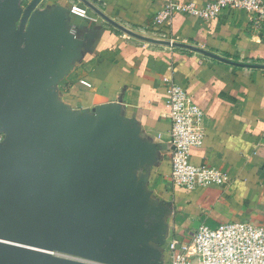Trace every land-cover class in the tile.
<instances>
[{
	"label": "water",
	"instance_id": "1",
	"mask_svg": "<svg viewBox=\"0 0 264 264\" xmlns=\"http://www.w3.org/2000/svg\"><path fill=\"white\" fill-rule=\"evenodd\" d=\"M42 1L0 0V264H164L172 204L149 189L158 146L120 104L61 100L85 27ZM80 1L136 40L264 70L135 34Z\"/></svg>",
	"mask_w": 264,
	"mask_h": 264
},
{
	"label": "crops",
	"instance_id": "2",
	"mask_svg": "<svg viewBox=\"0 0 264 264\" xmlns=\"http://www.w3.org/2000/svg\"><path fill=\"white\" fill-rule=\"evenodd\" d=\"M86 1L135 34L160 40L164 35L166 40L228 61L264 65V25L253 31L242 12L225 11L210 22L175 15L156 26V14L167 0ZM175 1L201 5L208 0ZM58 4L67 6L76 26L85 27L81 37L87 45L81 61L58 85L61 100L88 112L96 106L120 104L158 146L159 160L151 168L149 189L172 204L164 258L170 239L187 240L200 226L233 222L264 226V70L136 40L80 0H43L37 9ZM73 5L96 22L75 15ZM165 79L184 89L204 113L205 137L200 147L191 149L190 162L222 170L226 185L186 190L170 184L171 125Z\"/></svg>",
	"mask_w": 264,
	"mask_h": 264
},
{
	"label": "built area",
	"instance_id": "3",
	"mask_svg": "<svg viewBox=\"0 0 264 264\" xmlns=\"http://www.w3.org/2000/svg\"><path fill=\"white\" fill-rule=\"evenodd\" d=\"M71 11L82 19L96 22L75 5ZM225 11L244 13L255 32L264 25V0H208L201 5L167 0L154 21L160 26L175 15H184L210 22ZM161 40H166V36ZM164 81L171 125L168 134L170 184L186 190L226 185L227 175L222 170L190 162L191 149L200 147L205 137L204 113L184 89L172 80ZM82 84L89 86L85 82ZM164 264H264V226L250 222L224 223L215 228L200 226L187 240L172 238L168 241Z\"/></svg>",
	"mask_w": 264,
	"mask_h": 264
}]
</instances>
